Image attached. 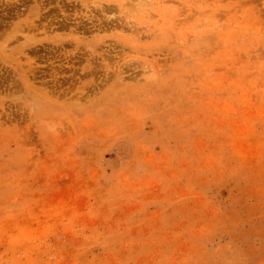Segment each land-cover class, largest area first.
Masks as SVG:
<instances>
[{
    "label": "rangeland",
    "instance_id": "1",
    "mask_svg": "<svg viewBox=\"0 0 264 264\" xmlns=\"http://www.w3.org/2000/svg\"><path fill=\"white\" fill-rule=\"evenodd\" d=\"M151 2L0 0V264H264V0Z\"/></svg>",
    "mask_w": 264,
    "mask_h": 264
},
{
    "label": "bare ground",
    "instance_id": "2",
    "mask_svg": "<svg viewBox=\"0 0 264 264\" xmlns=\"http://www.w3.org/2000/svg\"><path fill=\"white\" fill-rule=\"evenodd\" d=\"M152 0H129V3H132V2H134L135 4H138L139 5V9L140 8H146L145 10L148 12V10H149V8L151 7V6H146V5H148L150 2H151ZM152 3V2H151ZM152 8V7H151ZM142 9H140V11H142V13H143V10ZM139 11V12H140ZM145 12V11H144ZM138 14V13H137Z\"/></svg>",
    "mask_w": 264,
    "mask_h": 264
}]
</instances>
